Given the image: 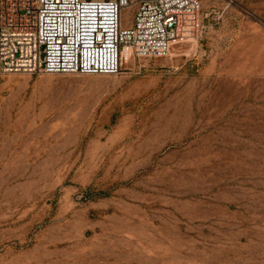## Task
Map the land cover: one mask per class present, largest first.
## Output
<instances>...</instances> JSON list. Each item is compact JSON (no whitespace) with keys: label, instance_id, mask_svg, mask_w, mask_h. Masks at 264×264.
I'll list each match as a JSON object with an SVG mask.
<instances>
[{"label":"rangeland","instance_id":"374dc122","mask_svg":"<svg viewBox=\"0 0 264 264\" xmlns=\"http://www.w3.org/2000/svg\"><path fill=\"white\" fill-rule=\"evenodd\" d=\"M199 1L166 57L0 76V264H264V0Z\"/></svg>","mask_w":264,"mask_h":264},{"label":"built area","instance_id":"2783aa9c","mask_svg":"<svg viewBox=\"0 0 264 264\" xmlns=\"http://www.w3.org/2000/svg\"><path fill=\"white\" fill-rule=\"evenodd\" d=\"M129 0H0V76L118 75L130 57H166L194 37L199 0H141L122 27Z\"/></svg>","mask_w":264,"mask_h":264},{"label":"bare ground","instance_id":"6f19581e","mask_svg":"<svg viewBox=\"0 0 264 264\" xmlns=\"http://www.w3.org/2000/svg\"><path fill=\"white\" fill-rule=\"evenodd\" d=\"M194 37L196 39V34H194ZM177 43V42H175ZM176 45V44H175ZM192 47V46H190ZM183 49V48H182ZM123 55L126 56V62H129L130 61V50L128 48H125L124 52H123ZM133 61V60H132ZM130 63V62H129ZM128 64V63H127Z\"/></svg>","mask_w":264,"mask_h":264}]
</instances>
